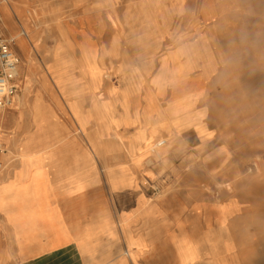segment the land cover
<instances>
[{"label":"rangeland","instance_id":"1","mask_svg":"<svg viewBox=\"0 0 264 264\" xmlns=\"http://www.w3.org/2000/svg\"><path fill=\"white\" fill-rule=\"evenodd\" d=\"M11 1L14 25L1 24L20 53L24 86L16 97L29 88L20 121L39 125L40 101L29 103L46 84L54 98L43 92L50 109L42 114L53 129L62 127L52 134L55 140L82 142L92 162L102 157L98 146H116L103 151L137 170L136 181L121 184L137 188L139 202L167 208L186 243L183 251L192 236L184 226L194 222L207 227L200 244L216 256L200 264H264V0H164L161 26L158 0ZM85 17L86 28L71 23ZM163 28V54L144 37H132ZM104 29L109 49L87 34ZM27 135L21 134L27 138L18 156L8 152V141L0 152L7 177L34 156L33 133ZM89 173L97 177V164ZM114 230L87 231L108 242ZM12 247L0 264H12ZM66 257L80 261L76 253Z\"/></svg>","mask_w":264,"mask_h":264},{"label":"crops","instance_id":"2","mask_svg":"<svg viewBox=\"0 0 264 264\" xmlns=\"http://www.w3.org/2000/svg\"><path fill=\"white\" fill-rule=\"evenodd\" d=\"M143 1L152 0H140L139 5ZM158 1L161 10L155 18L161 26L164 21V0ZM72 2L79 5L92 4L89 0H72ZM96 13L105 23L103 14L99 11ZM71 23L80 30L88 26V18H82L79 23L75 21ZM104 32L105 29L102 35L89 31L87 34L96 42L97 47H106ZM131 36L129 35V40ZM77 37L82 38L80 34H77ZM132 37H144L145 44L151 47L157 46L158 53H164V28L162 31L149 30ZM126 48H129V43ZM129 50L133 52L131 47ZM75 53L79 54L77 48ZM94 53L93 56L96 57ZM154 63L155 69L158 61L154 59ZM21 83L24 86L23 80ZM44 85L42 91L39 87L41 94L36 92L29 103L31 105L36 99L40 101L39 110L35 112L40 114L38 126L36 122L34 124L32 121L31 123L20 121L21 108L14 104L16 101L12 107L6 108L1 113L0 143L4 151L8 141L11 146L10 150L7 149L8 152L18 156L24 149L27 138L23 139L21 134L33 133L34 140L30 148L34 156L23 163L19 162L11 177L6 176L5 170L0 172V256L6 253V246L13 245L12 264L14 262V264L211 262L209 260L216 256L209 253L210 247L206 248L207 245L201 247L200 244L201 230L207 228L205 225L200 227L194 222L185 224L184 228L192 236L189 239L188 249L183 251L182 246L186 243L182 242L181 237L176 236L179 228L168 219L167 208H164V205L150 206L143 201L139 202L138 189L130 183L121 184L125 181H136L137 170L131 163L129 166H121L120 160L114 157L115 154L110 156L103 151L104 148L117 150L116 146H109L110 143L98 146L102 157L92 162L88 155V147L82 142L55 140L52 134L58 129L61 131L62 127L53 129L52 127L56 125L50 123L47 114H42V110L47 113L50 109V104L44 100L43 92H46L50 100L54 98V93L51 91L53 89ZM19 94H22V91ZM29 107L32 114V108ZM122 125L124 126V124L119 126ZM6 155L9 157V153ZM0 160L4 159L0 158ZM94 163L97 164L100 173L97 177L90 178L89 172H92ZM102 164L111 169L107 172L105 168L103 172L100 169ZM106 183L108 189L105 188ZM90 221L100 224L92 226L89 224ZM90 227L114 228L113 238L108 242L104 237L89 238L87 230ZM171 232L174 233L173 237L170 236ZM8 234L11 235L10 239L7 238ZM161 245H164V249ZM202 248L205 252L203 254H201ZM125 249L128 250L127 255L124 253ZM195 250L196 258H194ZM75 253L80 259L78 263L66 257L71 258Z\"/></svg>","mask_w":264,"mask_h":264},{"label":"built area","instance_id":"3","mask_svg":"<svg viewBox=\"0 0 264 264\" xmlns=\"http://www.w3.org/2000/svg\"><path fill=\"white\" fill-rule=\"evenodd\" d=\"M19 70L20 56L12 41L4 33L0 23V114L13 105L15 96L22 91V79ZM4 150L2 143H0V152ZM6 167V163L0 160V172Z\"/></svg>","mask_w":264,"mask_h":264},{"label":"bare ground","instance_id":"4","mask_svg":"<svg viewBox=\"0 0 264 264\" xmlns=\"http://www.w3.org/2000/svg\"><path fill=\"white\" fill-rule=\"evenodd\" d=\"M11 13H12V1L11 0H6L3 4H2V8H0V23H1V19H2V22L4 23V25H5V27L7 28H9V27H11V26H13L14 25V22H13V18H12V15H11ZM14 16V15H13ZM1 26H2V24H1ZM3 29V28H2ZM6 30V29H5ZM4 31V30H3ZM8 31V30H7ZM15 31V30H14ZM8 32H10V31H8ZM16 32H17V30H16ZM15 32V33H16ZM23 34H24V32H23ZM16 35V34H15ZM7 36V35H6ZM8 37V36H7ZM22 37V36H21ZM9 38V37H8ZM12 38H14L15 39V37H12ZM11 41H12V39L11 38H9ZM16 44L18 45V47L20 48V50H25V45H24V43L23 42H21V41H16ZM20 54V53H19ZM22 56V55H21ZM29 58L31 57L30 56V54H29V56H28ZM24 58V57H23ZM30 60V59H29ZM28 60V61H29ZM27 61V62H28ZM21 65V64H20ZM23 65H24V63H23ZM26 65V64H25ZM28 70V69H27ZM24 71V70H23ZM26 72V71H25ZM19 73H20V70H19ZM22 74V73H21ZM26 74V73H25ZM42 76V75H41ZM26 77V76H25ZM41 83V82H40ZM41 87V86H40ZM43 87V86H42ZM28 89L29 88H26V91H25V93L23 94V96H15L16 98H17V101H16V105H18L19 106V108H21V106H24L25 105V103H27L26 102V98L27 97H29L28 96V93H27V91H28ZM18 95V94H17ZM15 98V99H16ZM28 99V98H27ZM29 101V100H28ZM12 107V106H11ZM15 107H17V106H15ZM2 117V114H0V118ZM2 119V118H1ZM1 122V121H0ZM22 156V155H21ZM25 161V159L24 160H22V161H20L21 163H23ZM7 179V178H6Z\"/></svg>","mask_w":264,"mask_h":264}]
</instances>
